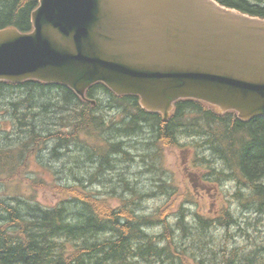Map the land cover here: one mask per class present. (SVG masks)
Here are the masks:
<instances>
[{
	"label": "trees",
	"instance_id": "trees-1",
	"mask_svg": "<svg viewBox=\"0 0 264 264\" xmlns=\"http://www.w3.org/2000/svg\"><path fill=\"white\" fill-rule=\"evenodd\" d=\"M218 1L264 16V0ZM38 4L39 0H0V29L12 25L30 31L31 13ZM87 96L96 99L97 104L83 100L63 84L28 81L14 85L0 81V104L5 103L10 112L16 109V104L23 106L14 120L25 121L34 135L63 131L48 142L74 145L73 154L80 155L84 164H93L99 171L106 163L110 164L109 155L115 161V157L129 153L128 147L127 150L124 147L127 138L141 137L143 156L148 158L151 152L163 155L166 146L184 147L181 141L189 136L196 147L193 164L204 180L223 183L230 179L238 183V188L242 185L243 202L247 203L237 208V213L247 215L252 211L253 216L241 217L240 222L226 208L219 219H213L179 207L174 213L175 221H169L170 217L163 220L169 215L163 207L151 214L137 213L132 204L141 194L136 189L130 188V198L118 197L121 205L112 207L110 199L102 200L94 193L90 196L77 189L78 180L65 186L56 183V190L62 189L72 196L68 204L61 200L42 209L32 198L22 200L16 196L9 203L7 197H0V264H142L153 260L169 264H256V253L264 255V237L258 236V242L252 237L253 233L264 232L263 225L260 226L261 220L264 221V117L244 122L232 111L217 114L202 102L180 100L165 121L160 114L144 110L138 96L117 95L102 82L89 87ZM108 102L114 105L118 116L122 113L119 119L108 118L103 112L102 104ZM86 155L88 160L84 159ZM13 158H17L13 150L2 157ZM16 167L10 165L6 169L10 177L6 180L20 175L21 169ZM34 181L33 178L31 182ZM166 191L170 198L176 195L171 186ZM239 195L238 189L237 200ZM107 208H112L109 215ZM76 209L81 211L76 213ZM161 220L167 231L157 236L158 242L144 231L143 225ZM218 226L223 228V240L220 245L215 244L213 251L207 245L210 241L203 238ZM238 229L244 243L236 247L233 239ZM175 232L191 239L196 249L189 252L184 244L175 243ZM256 243L260 246L255 249ZM239 260L242 263H237ZM259 264H264V259Z\"/></svg>",
	"mask_w": 264,
	"mask_h": 264
},
{
	"label": "water",
	"instance_id": "water-1",
	"mask_svg": "<svg viewBox=\"0 0 264 264\" xmlns=\"http://www.w3.org/2000/svg\"><path fill=\"white\" fill-rule=\"evenodd\" d=\"M33 29H0V80L103 82L168 120L193 98L264 115V18L216 0H40ZM94 103V100L92 101Z\"/></svg>",
	"mask_w": 264,
	"mask_h": 264
},
{
	"label": "rangeland",
	"instance_id": "rangeland-1",
	"mask_svg": "<svg viewBox=\"0 0 264 264\" xmlns=\"http://www.w3.org/2000/svg\"><path fill=\"white\" fill-rule=\"evenodd\" d=\"M4 106H6V109H3V111L6 112V117H8V119L14 118L15 110L10 112L5 103ZM102 109L105 115L109 116L108 118L116 116L117 119H119V116L122 115L120 112V115L118 116L114 105H111L109 102L102 104ZM12 113H14V115H12ZM1 126L2 124L0 123V127ZM3 127L5 128V131H3L4 138L3 143L1 144L2 149L0 150V159H2L5 152H10L15 149L16 144L11 139L22 141L25 138L28 139L29 135L31 139L40 135V133L39 135H34L33 131L30 128H27L28 126H26V130L20 129V126L17 129H13V126L10 125H4ZM18 129L20 130V133L17 132ZM146 133L149 134V132ZM188 137L189 136L184 138L185 141H181V144L183 143L185 145L184 147L178 145L166 146L164 147L165 150L162 152L163 155H156L155 152H151L148 158H144L143 156L145 150L141 145V137L127 138L124 147L126 146V150L128 147L129 153L126 156L122 153L121 156L115 157V161H112V157L109 155L108 158L110 159V164L106 163L103 165L101 167L102 171H99L98 167L93 164H84L80 155L76 153L73 154L76 150L75 146L72 145L71 147H67L62 141L61 144L58 145L59 147H62L59 148L63 154L61 157L62 159L56 161V163L50 161L40 165V163L42 164L43 157H41L40 162L33 158L26 164L24 169L22 166H17L21 169V171L18 172L20 175L12 181L6 180L10 179L8 176L9 172L6 169L10 167V165L13 167H16V165L14 166L11 164V159H2L0 160V196H9L12 199L16 196H21L22 200H25V198H32L35 199L36 202L40 201L45 207H47L49 205H56L59 201H64L66 198L69 200V194H67L66 191L62 189L56 190L54 188L55 185H57L56 183L65 186L74 184L75 180L82 179V183L87 185L86 188L93 191L97 197H100L102 200L104 198L110 199L112 207H119L121 205L119 200H117L118 197L119 199L130 198L131 189H136L137 193L141 194V197L136 199L135 204H132L135 209L142 214H151L157 212V210L163 207V209L165 208L169 212V215L163 220H168L170 217L169 221H171V219L172 221H175L176 218L174 213L179 207H184L191 213L197 209L208 218H215V216H212L211 214L219 212L222 207H233V209H236V207L239 209L242 208L243 199L234 201V198L230 195V191H233V187L235 186L234 182H231V180H224L227 185L214 186L204 182L196 173L197 169L193 166V157L196 152V147L194 145L195 142L192 138ZM112 138L116 139L118 142L121 140L116 137ZM57 144L58 141H52L50 143V148L55 147ZM20 146L22 150L25 147L22 143ZM47 154H49V152L45 151V161L49 160ZM118 157H120V160H118ZM84 159L88 160V155H86ZM13 160L14 162L17 161L16 158H13ZM59 172L62 174V178H58ZM3 178H5L6 181H3ZM33 178L36 182L34 181L32 183L31 181ZM168 186H171L176 192V195L172 198H170L169 192L166 191V188H169ZM76 187L86 190L83 186ZM243 188L244 187L242 186V189ZM242 193L243 191H241V194ZM227 199L231 200L232 203H229ZM74 211L77 213V211L79 212L81 210L76 209ZM109 211H112V208H107V215H109ZM247 216H253V212L251 211V213H248L247 215L241 214L235 218H247ZM241 219H239V221H241ZM163 220L160 222L153 221L146 226L151 236L155 239H158L157 236H160L167 231L162 225ZM261 222L260 226L262 224L264 228V221L261 220ZM253 230H255V227ZM253 230L250 229L252 233ZM162 231L163 233H161ZM223 233L222 226H218L209 231L208 237H204L203 239H208V241H210L207 245H210V249L214 251L213 247H217L215 244L217 243L220 245L222 243ZM253 234L254 236L252 237L254 241H257L258 236L264 237V232L261 234L259 232ZM174 235L177 236L175 243L178 245L180 243L184 244L183 246L186 247L187 251L192 252L196 249L193 246L192 240L185 238V235L182 234L181 237L179 232H175ZM241 235L239 229L238 231L235 230L234 238L236 236V239H233V244H235L236 247L244 243ZM79 241L80 239H77V242ZM190 242L192 243L188 244ZM257 246H260V244L256 243L255 249ZM257 253L255 263L259 264L263 261L264 255L262 253L259 254L260 252ZM166 259L168 258L166 257ZM237 263L242 262L239 260ZM142 264L169 263H159L153 260L145 261V263Z\"/></svg>",
	"mask_w": 264,
	"mask_h": 264
},
{
	"label": "flooded vegetation",
	"instance_id": "flooded-vegetation-1",
	"mask_svg": "<svg viewBox=\"0 0 264 264\" xmlns=\"http://www.w3.org/2000/svg\"><path fill=\"white\" fill-rule=\"evenodd\" d=\"M21 107L23 106L16 104L15 114H19V109ZM4 108L6 109V106H4V103H1L0 104V123L2 124V126L0 127V150L2 149L1 144L3 143V138H4V134H3V131H5V128L3 127L4 125L13 126V129L14 128L17 129L20 126V129L22 130H26L25 127L27 126L25 121L18 122L14 120V118L8 119V117H6L5 120L7 121H2L3 114L4 113L6 114V112L3 111ZM12 115H14V113H12ZM9 128L12 129L11 127ZM17 132L20 133V130L18 129ZM62 132L63 131L58 129L57 131L51 134L48 133V135L40 134L38 137H35L34 139H31L30 135L28 139L25 138L22 141H16L14 139H11L16 145H18V147H15V149H13V151L17 154L16 156L17 161L14 162V160L11 159V163L13 164L14 162L15 164H18L19 166L26 167V164L29 161H31L32 159L31 157L35 158V160L37 159L39 162L41 161V157H43L42 164L40 163V165H43L50 161L56 163V161L62 159L61 157L63 156V154L61 153L59 149L61 146L60 147L58 146L61 144V142L60 143L58 142V144L55 147L50 148V143L48 141L50 140V137H53V135L55 134L58 135V134H61ZM21 143L24 144L25 146L23 150L20 148ZM45 151L49 152V154H47L49 157L48 161H45L44 159ZM58 176H59L58 178H62V174L60 172L58 173Z\"/></svg>",
	"mask_w": 264,
	"mask_h": 264
},
{
	"label": "bare ground",
	"instance_id": "bare-ground-1",
	"mask_svg": "<svg viewBox=\"0 0 264 264\" xmlns=\"http://www.w3.org/2000/svg\"><path fill=\"white\" fill-rule=\"evenodd\" d=\"M93 99V98H92ZM94 100V104L96 105L97 104V101H96V99H93ZM16 147H18V145H16ZM16 156H17V154H16ZM12 164V163H11ZM13 165L15 166L16 164L15 163H13ZM56 175V174H55ZM228 179V178H227ZM227 179H224V180H227ZM79 181V180H78ZM228 181H230V179L228 180ZM239 190H240V193H241V191H243V189H242V185H240V188H238ZM0 197H2V196H0ZM244 198V196H243V193L241 194V196H239V199H243ZM242 203H247V202H243L242 201ZM140 216H142V215H145V214H142V213H139V212H137ZM213 219H215V218H213ZM240 231V230H239ZM240 234H241V232H240ZM156 241H158V242H160V238H158V239H156Z\"/></svg>",
	"mask_w": 264,
	"mask_h": 264
}]
</instances>
